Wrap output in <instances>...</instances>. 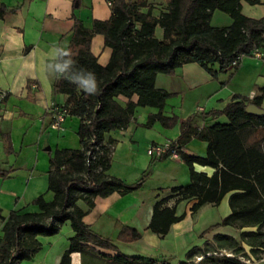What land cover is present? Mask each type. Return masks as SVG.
<instances>
[{
    "label": "trees",
    "instance_id": "obj_1",
    "mask_svg": "<svg viewBox=\"0 0 264 264\" xmlns=\"http://www.w3.org/2000/svg\"><path fill=\"white\" fill-rule=\"evenodd\" d=\"M163 6L148 0H111L108 19H92L89 27L72 16L71 50L78 68L93 71L99 83V92L88 96L76 85L55 76L52 83L54 94L65 96L66 115L78 118L76 135L78 148L61 147L48 152L46 192L39 194L28 205L35 211L10 209L6 216L0 214V264H19L30 259L40 247L38 236H51L59 231L65 221L73 234L68 238V247L63 251L58 264H70V254L91 255L94 259L113 264H154L153 258L128 256L119 252L118 243H131L140 239L141 233L134 227H120L115 242L92 231L82 220V211L77 201L86 204L95 197H105L116 190L131 192L138 189L143 178L126 183L108 174L111 145L105 141V133L123 129L131 120L136 108L154 107L157 112L148 114L145 127L158 122L164 128H172L177 116L162 113L165 100L172 93L155 86L158 73L172 75L175 68L185 63H197L212 78L228 68L236 69L232 62L236 56H250L258 48H264V17L249 18L241 13V0H162ZM251 4L259 0H247ZM8 8L0 0V18ZM153 9L158 14L155 15ZM214 10L229 16L228 26L210 24ZM161 29V38L155 29ZM100 34L104 46L110 49L109 59L101 65L91 51V39ZM217 67V68H216ZM231 76V73L229 74ZM37 85L29 80L26 84ZM7 93L4 98L7 97ZM126 98L121 103L119 97ZM136 96V100L132 97ZM3 98V99H4ZM2 99V100H3ZM262 95L248 98L234 94L220 110H210L203 116H225L224 123L195 127L191 116L180 123L179 134L159 156L163 160L172 151L186 165L190 182L172 186L169 193L154 201L146 229L159 237L165 236L171 224L181 220L176 215L175 205L186 199H196L190 212L194 213L204 203L218 204L230 192V212L220 221L206 227L201 234L218 226H230L238 236L216 233L211 243L193 247L180 264H249L254 254L264 250V115L246 112L253 104L260 108ZM4 152H13L10 137L5 133ZM191 138L206 143L203 156L185 149ZM214 169L211 175L194 170L193 165ZM12 168L0 169V178L6 179ZM173 199L172 206L167 202ZM247 247V248H246ZM101 249L116 253L106 256ZM196 255L199 260L193 261ZM162 264H168L162 261Z\"/></svg>",
    "mask_w": 264,
    "mask_h": 264
},
{
    "label": "crops",
    "instance_id": "obj_2",
    "mask_svg": "<svg viewBox=\"0 0 264 264\" xmlns=\"http://www.w3.org/2000/svg\"><path fill=\"white\" fill-rule=\"evenodd\" d=\"M148 1L157 4L159 8L163 6L162 0ZM1 2L8 8L16 7V9L0 18V89L8 93L0 107V158L3 159L0 162L7 164L8 167L13 165L12 169L21 167L25 163L30 166L31 170L26 174L21 169H17L14 170L13 178L0 179L12 188L7 190V195L10 200L12 198L16 200V207H25L26 211H35V206L28 205V202L46 191L48 152L61 147H79L76 135L77 117L68 115L63 123L64 127L59 130L48 127L51 115L45 117L44 120L40 118L51 102L64 103L65 101V96L54 94L52 91L55 75L45 72V66L50 62L47 54L53 46L68 47L73 23L72 16L77 17L83 25L89 27L92 19H108L111 11L105 0H1ZM240 10L249 18L264 17V0H259L256 4L241 0ZM153 12L155 15L158 14L156 9H153ZM230 22L231 19L227 14L218 13L216 10L210 18L212 26L224 27ZM156 30L157 28L155 32ZM91 51L101 65L107 63L110 49L104 46L100 34L92 36ZM230 73L231 76H228ZM29 80L36 81L37 85H30L28 93L26 84ZM15 82H17V90L13 91ZM155 86L173 94L165 100L162 113L166 116H177V123L172 128H164L158 122L145 127L148 114L156 113L157 109L138 107L123 129L109 131L105 133L104 138L105 141L108 138L114 140L111 145L108 174L126 183L136 181L144 172L153 169L159 170L160 176L151 187H146L143 182L138 189L131 192L116 190L105 197L93 198L89 204L77 201L82 211L83 222L92 231L113 242L123 225L134 227L137 230L141 229L140 239L126 243L136 244L134 247L136 249L133 251L122 253L118 244L116 245L120 253L144 259L152 258L153 255L150 254L154 256L158 254L157 248L163 240L159 239L162 237L151 231L147 232L149 230L146 229L154 201L167 195L170 187L183 186L190 182L188 169L177 155L156 160L147 155V147L151 144H165L174 141L179 134L180 123L189 116L192 117L190 124L198 128L216 122H226L227 119L223 115L211 117L202 114L210 110L222 109L234 94L248 98L262 95L260 108L264 109V48L254 49L250 56L240 59L236 69L228 68L226 71L218 72L216 78H212L199 64L191 62L175 68L172 75L158 73L155 77ZM198 90L200 98L197 100L204 99V106L191 102V98L189 101L187 99V96L190 97L191 93ZM132 100H136V96H133ZM119 101L124 103L126 98L120 96ZM1 116L7 117V121L2 120ZM5 126L6 131L3 129ZM5 133L9 134L13 150L6 159L3 158L6 147ZM14 134H18L17 139ZM2 135L5 139L4 147ZM195 139L191 138L185 145V149L196 155H205L206 143L203 141L197 143ZM32 143L33 145L29 146L23 155H15L24 144ZM39 146H43L47 153L39 151L37 148ZM47 146L51 148L46 150ZM193 167L194 170L204 172L206 175H211L214 171L208 166L194 164ZM0 193L5 195V192L0 191ZM226 194L229 196L230 192ZM195 201L196 199H186L175 205L176 215L183 214V218L171 224L165 237L171 235L170 240L181 239L179 241H182L186 234L197 232L199 228L204 230L207 226L220 221L222 217L209 210L219 203L215 205L204 203L194 213H191L190 207ZM173 203L174 200L170 199L167 206H172ZM205 217L210 218L209 221L203 220L204 227H198L200 220ZM207 222L210 223L206 225ZM70 231L72 230L68 228L67 238L58 248L53 247L54 242L52 241L55 239L52 235L38 236L41 242L40 249L30 259L24 260L28 261L24 263L58 264L63 251L68 247ZM216 233L219 232L206 238L201 246H194L202 247L205 243H211ZM143 238L153 249L138 244ZM96 250L106 256L112 257L116 254L101 249ZM90 257L89 254L81 256L78 252H72L70 264H88ZM94 260L95 264H113L101 259Z\"/></svg>",
    "mask_w": 264,
    "mask_h": 264
},
{
    "label": "rangeland",
    "instance_id": "obj_3",
    "mask_svg": "<svg viewBox=\"0 0 264 264\" xmlns=\"http://www.w3.org/2000/svg\"><path fill=\"white\" fill-rule=\"evenodd\" d=\"M216 11L218 13H223V12H221L219 10H216ZM223 14H225V13H223ZM213 23H214V21H213ZM155 36L157 38H161V29L159 27H157V30L155 32ZM229 79L230 78H228V80ZM223 83L225 84V82H223ZM16 90H17V82H15L14 85H13V91H16ZM190 98H191V102H195V103H197L200 106H204V103H205L204 102V99L199 100V101L197 100V99L200 98L199 90L196 91V92L191 93L190 97L187 96L188 101H189ZM4 100H5V98L0 101V107H1L2 103L4 102ZM64 103H65V101H64ZM64 103L51 102L45 108V111L40 116V118L42 120H44L45 117L50 116L52 114L51 113L52 111L55 112V110L61 108L64 105ZM138 112L136 113L137 115L140 113V112L139 113ZM67 116L68 115H66L65 118H67ZM7 119H8L7 117H2V120H4V121H7ZM64 121H65V119H64ZM64 121L62 122V124L60 125V127L57 130H59L60 128L62 129L64 127L63 126ZM219 121H222V120H219ZM48 127H49V125H48ZM3 129H4V131H6L7 130V127L5 126ZM42 131H43V128H42ZM16 135H18V134H14L15 139H17ZM2 139H3V147H4V145H5V139H4V136L3 135H2ZM195 142L198 143V142H202V141H200L198 139H195ZM31 145H33V143L32 144H26V145L24 144L22 146V149L20 151H17L15 153V155L16 156L17 155H20V156L23 155L24 152H27L26 149L29 148V146H31ZM37 148H38L39 151H41V152L43 151L44 153H47V151L45 152L43 146H39ZM50 148H51V146H50ZM3 158L6 159V158H8V156L5 155V154H3ZM2 160L3 159L0 158V161H2ZM6 161H8V160H6ZM12 166L13 165H11V166L8 167L7 164H4V163L0 162V169H8V168H12ZM17 169L18 170L21 169L26 174L28 172H30V170H31L30 169V166H28L27 164L24 163L23 165H21V167H15L13 169V172H11L9 174V178H13L15 176L14 175L15 174L14 173V170H17ZM158 176H160V171L159 170L156 171L154 169L153 170L146 171L142 175H140V177L143 178V182H145V186L146 187H151L155 183V180H157V177ZM2 183L3 182H1V179H0V191L1 192H5V195H2L0 193V214L2 216H6L7 213H8V211L10 209L26 210L25 207H19V208L16 207V205H15V201L16 200L14 198H12L10 200V198L7 195V190H10L12 188L9 187L10 185H7L6 184L7 182H5L3 184ZM186 183H188V182H186ZM41 194H44L45 197H47V198L50 197V193L49 192H46L45 191V192H43ZM228 198H229V196L226 194V196L221 200V202L218 205L213 206L212 209H209V210L211 212H213L214 214H218L220 217H223V216L227 215L229 213ZM209 219L210 218H207V217H205L204 219L202 218L200 220V223H199L198 227H204V225H203V222L204 221L203 220L209 221ZM208 223H210V222H207L206 225ZM1 224H2V222L0 220V228H1ZM139 227H141V226H139ZM68 228L71 230L68 222L62 223L60 225L59 231L56 234L52 235L53 236L52 238L55 239L54 241H52V242H54V244H53L54 246L53 247H57V248L60 247L61 242L64 241V240H66L67 235H68L67 234ZM199 229L200 230L197 231V232H191V233H188L185 236H183L182 241H179L181 239H174V241L173 240H170L171 239V235H170V237L169 236L165 237L166 236L165 235L164 237L159 238V239H163V240H161L160 247L157 248V251L156 252L158 254H155V256H154V254H150V255H153L152 258L155 259V260H157V261H159V262L165 261L168 264H180L181 261L186 260L188 251L190 249H192L194 247V245L201 246L204 243V241L206 240V238L212 237V234L215 233V232H219V233H223V234H230V235H233V236H236V237L238 236V231L236 229L230 227V226H218V227H214L213 229L205 232L204 234H201V232L203 230L201 228H199ZM260 230L262 232H264V225H262L260 227ZM139 231L141 232V229ZM70 232H71L70 235H72L73 234L72 231H70ZM147 232H150V231H147ZM141 240H139V242H138L139 245H145V247H147L149 249H153L152 246H148L147 245V242L144 240V238L141 239ZM115 244H118L119 249H120V251L122 253H127V251H129V250L130 251H133V249H136V248H134V247H136V244L129 245V244H123V243H116V242H115ZM197 256L198 255H196L195 257H193L192 260L193 261H196L197 260L196 259ZM24 262H28V261L21 260L20 261V264H28V263H24ZM249 264H264V250H260L258 253L254 254L253 257L251 258Z\"/></svg>",
    "mask_w": 264,
    "mask_h": 264
},
{
    "label": "clouds",
    "instance_id": "obj_4",
    "mask_svg": "<svg viewBox=\"0 0 264 264\" xmlns=\"http://www.w3.org/2000/svg\"><path fill=\"white\" fill-rule=\"evenodd\" d=\"M47 56L50 62L45 66L46 73L67 80L88 96L98 94L99 83L96 74L93 71L78 68L70 49L53 46Z\"/></svg>",
    "mask_w": 264,
    "mask_h": 264
},
{
    "label": "built area",
    "instance_id": "obj_5",
    "mask_svg": "<svg viewBox=\"0 0 264 264\" xmlns=\"http://www.w3.org/2000/svg\"><path fill=\"white\" fill-rule=\"evenodd\" d=\"M107 6L111 5V0H105ZM242 58V56L238 55L236 56V59L232 62V65H236V63ZM6 91L0 89V101L5 97ZM51 120L49 123V127L51 129H58L62 122L64 121L66 117V110L65 108H59L55 110V112H51ZM170 145V143H165V144H151L150 146L147 147L146 153L147 155L151 157H157L161 155ZM174 151H172L171 155H174ZM176 155V154H175ZM201 256H197V260H199ZM154 264H162V262L156 261Z\"/></svg>",
    "mask_w": 264,
    "mask_h": 264
},
{
    "label": "water",
    "instance_id": "obj_6",
    "mask_svg": "<svg viewBox=\"0 0 264 264\" xmlns=\"http://www.w3.org/2000/svg\"><path fill=\"white\" fill-rule=\"evenodd\" d=\"M246 112L249 113V114H252V115H256V116H262L264 115V109H261L253 104H249L247 107H246ZM50 147L47 146L46 147V150H49Z\"/></svg>",
    "mask_w": 264,
    "mask_h": 264
}]
</instances>
